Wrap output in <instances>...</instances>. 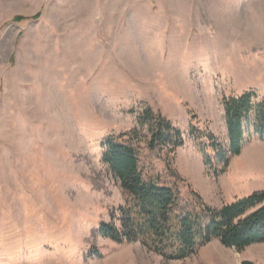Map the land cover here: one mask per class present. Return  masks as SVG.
Here are the masks:
<instances>
[{
    "label": "rangeland",
    "instance_id": "374dc122",
    "mask_svg": "<svg viewBox=\"0 0 264 264\" xmlns=\"http://www.w3.org/2000/svg\"><path fill=\"white\" fill-rule=\"evenodd\" d=\"M246 93L264 100V0H0V264H264V243L166 260L100 234L126 206L110 138L184 199L263 191L256 108L227 170L205 162L208 133L228 150L225 101ZM148 109L183 132L174 153L149 147Z\"/></svg>",
    "mask_w": 264,
    "mask_h": 264
},
{
    "label": "trees",
    "instance_id": "16d2710c",
    "mask_svg": "<svg viewBox=\"0 0 264 264\" xmlns=\"http://www.w3.org/2000/svg\"><path fill=\"white\" fill-rule=\"evenodd\" d=\"M254 97V94L246 93L225 101L228 150L224 151L217 144L213 134L206 135L210 148L217 152L215 159L208 156L205 159L214 174L224 173L231 159L241 154L245 138L243 121L253 108H256V132L264 138V100L253 107ZM140 119V124L149 127L151 149L156 145L168 146L174 153L184 145L183 132L171 122L154 116L151 110H146ZM191 135L196 136L195 129L191 130ZM111 140L107 139L103 144L107 149L103 161L119 180L126 196V206L120 209L121 227L102 224L101 235L119 244L140 241L166 260L186 259L215 239L240 252L264 243V190L221 209L208 206L194 191L191 199H184L177 189L144 176L134 148L116 146Z\"/></svg>",
    "mask_w": 264,
    "mask_h": 264
},
{
    "label": "bare ground",
    "instance_id": "6f19581e",
    "mask_svg": "<svg viewBox=\"0 0 264 264\" xmlns=\"http://www.w3.org/2000/svg\"><path fill=\"white\" fill-rule=\"evenodd\" d=\"M255 156V155H254Z\"/></svg>",
    "mask_w": 264,
    "mask_h": 264
}]
</instances>
